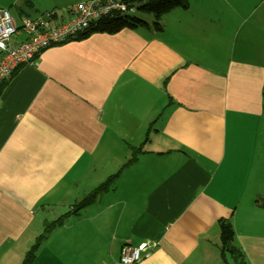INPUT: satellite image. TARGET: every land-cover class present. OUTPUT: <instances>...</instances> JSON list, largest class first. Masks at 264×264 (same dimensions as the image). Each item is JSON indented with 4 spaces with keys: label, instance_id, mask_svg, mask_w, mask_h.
Here are the masks:
<instances>
[{
    "label": "crops",
    "instance_id": "crops-1",
    "mask_svg": "<svg viewBox=\"0 0 264 264\" xmlns=\"http://www.w3.org/2000/svg\"><path fill=\"white\" fill-rule=\"evenodd\" d=\"M75 1L0 0L18 28L12 43L25 38L23 18L64 20ZM186 1L161 17V31L147 16V27L52 46L8 82L0 264H21L52 221L45 215L113 175L65 231L49 233L43 264H113L142 243L149 253L137 264H223L220 219L245 264H264V195L254 189L264 169V0ZM94 222V232L84 225ZM92 254L104 257L92 263Z\"/></svg>",
    "mask_w": 264,
    "mask_h": 264
},
{
    "label": "built area",
    "instance_id": "built-area-1",
    "mask_svg": "<svg viewBox=\"0 0 264 264\" xmlns=\"http://www.w3.org/2000/svg\"><path fill=\"white\" fill-rule=\"evenodd\" d=\"M134 12L122 0H85L65 11L67 18L57 21L54 13L38 18H23L21 31L24 40L12 43L18 28L7 10H0V83L7 81L19 68L33 65L36 58L46 49L72 41L92 24L115 14L127 15ZM149 246H124L113 264H137L147 257Z\"/></svg>",
    "mask_w": 264,
    "mask_h": 264
},
{
    "label": "trees",
    "instance_id": "trees-1",
    "mask_svg": "<svg viewBox=\"0 0 264 264\" xmlns=\"http://www.w3.org/2000/svg\"><path fill=\"white\" fill-rule=\"evenodd\" d=\"M130 8L134 9V12L127 15L115 14L109 17H104L92 24L83 33L78 34L73 40H82L88 38L92 34H108L112 35L118 33L121 30H135L138 28L147 27V24L135 16L138 15H149L153 18L152 28L155 31H161L159 21L163 15L174 10L176 8L187 7L186 0H122ZM27 4V3H26ZM17 72V71H16ZM15 72V73H16ZM15 73L5 82L0 83V95L7 86L8 82L12 79ZM263 101H264V88H263ZM264 110V102H263ZM136 150L132 152L131 158L124 164L122 168H126L136 160ZM116 176L113 175L108 178L105 182L98 185L89 194L82 197L77 203L73 204L70 209L63 215L57 217L50 223L46 221L43 223L42 233L35 239L32 246L25 253L21 264H32L35 258L36 251L39 246L46 240L49 233L63 225L69 217L77 215L82 209L93 204L96 199L106 193ZM256 205L260 208H264V198H258ZM219 232V251L220 258L223 264H228V260H231L233 264H245L243 253L240 248L234 245V231L232 223L228 219H220L217 222Z\"/></svg>",
    "mask_w": 264,
    "mask_h": 264
},
{
    "label": "rangeland",
    "instance_id": "rangeland-1",
    "mask_svg": "<svg viewBox=\"0 0 264 264\" xmlns=\"http://www.w3.org/2000/svg\"><path fill=\"white\" fill-rule=\"evenodd\" d=\"M77 1H79V0H77ZM77 1H75V4L77 3ZM81 1H85V0H80L79 2H81ZM135 16H138L140 19H142V18H148L147 16H149V15H138L137 13H135ZM149 18H151V17H149ZM142 20H144V19H142ZM257 174H258V181H256L257 186H255L254 189L260 191L259 192L260 195H262V194L264 195V186H263L264 185V169H262L261 171L258 170ZM76 193H78V191ZM73 194H75V192H73ZM82 197H84V196H82ZM81 198L79 197L78 199L80 200ZM78 199L76 200V203H77V201H79ZM71 200H72V198H67L66 201L61 202L59 204L58 208H56L54 210L52 209L53 210L52 213H53L54 216L51 215V213H50V214L45 215L43 219L45 220V219H49L50 218L53 221V220H55V218L63 215L64 213H66L68 211V207L64 208V207H62V205H70L71 206V205L75 204V203L71 202ZM52 210H50V211H52ZM94 210H96V208H94ZM80 216H82V212L80 213V215L78 217H80ZM53 217H55V218H53ZM78 217H76V216L73 217V219H72V221H70V223L72 224V222H75ZM52 221L48 220L47 223H50ZM67 223H68L67 221L66 222L64 221L63 226L61 225L62 228L59 226L60 228L56 229L55 231H59V230L65 231V228L68 227ZM95 224H96L95 222L94 223H84L85 227L89 228L92 232L98 230V227ZM42 231H43V224H42V227H41L39 233L41 234ZM101 232L105 233L107 235V237H108V239H107V242H108V244H107V257H108L109 256V246L113 242V239H114V232L111 231V229H110L108 224H105V225L102 226V231ZM59 241H60V239H59ZM44 248H45V245L42 244V246L40 247V249L38 250V252L36 254V258L37 257L42 258L41 264L49 263L50 260H51V257H53L51 249L48 250V251L47 250L45 251ZM99 257H104V256L103 255L99 256L98 254H96V255L92 254L91 255L92 263L94 262L95 259H98ZM40 258H38V259H40ZM231 264H233V263H231Z\"/></svg>",
    "mask_w": 264,
    "mask_h": 264
}]
</instances>
